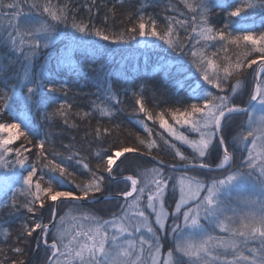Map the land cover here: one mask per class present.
Instances as JSON below:
<instances>
[{
	"label": "snow or ice",
	"instance_id": "obj_1",
	"mask_svg": "<svg viewBox=\"0 0 264 264\" xmlns=\"http://www.w3.org/2000/svg\"><path fill=\"white\" fill-rule=\"evenodd\" d=\"M104 7L97 26L98 0H0V209L23 217L15 237L0 223V264H33L26 259L33 248L44 254L37 264H264V26L242 22L264 12V0H169L163 21L141 7L119 29L115 0ZM213 7L226 14L221 27L210 23ZM68 28L79 35L61 53L55 42ZM84 37L186 55L198 74L187 99L133 93L134 123L146 135L131 143L120 138L114 117L121 100L107 79L87 110L68 99L56 103L55 94L70 91L57 78L82 71L76 53L105 47ZM41 105L46 126L82 130L80 148L75 135L62 152L54 134L36 138L33 109ZM93 144L91 166L81 149ZM133 159L140 163L124 175L121 166ZM112 183L124 188L109 195ZM107 201L118 210L106 218L96 205Z\"/></svg>",
	"mask_w": 264,
	"mask_h": 264
},
{
	"label": "trees",
	"instance_id": "obj_2",
	"mask_svg": "<svg viewBox=\"0 0 264 264\" xmlns=\"http://www.w3.org/2000/svg\"><path fill=\"white\" fill-rule=\"evenodd\" d=\"M133 1V0H132ZM136 4L130 3L131 0H124L123 5L120 4L119 0H115L116 3V25L115 29L122 27L120 21L123 20L124 24H128L127 14L134 13L137 9L143 7L144 12L147 15L155 16L157 19L163 21L164 15V5L169 2V0H149L146 4L141 0H134ZM151 1H155L154 5L156 7H151ZM86 0H78L79 4L85 3ZM100 3V9L98 15H93V22L97 26L103 25L104 15L106 8L104 4L107 3L108 7H111L114 0H98ZM219 2L225 3H234L235 0H209L211 5H215ZM86 9H81L80 17L86 18L87 16ZM226 14L220 8L213 7L210 14V23L215 27H221L222 22L226 19ZM243 23H246L250 26H253L259 29L261 26H264V12L257 10L251 12L244 20ZM108 24L112 25V20L108 21ZM62 36L55 42V47L60 49L61 53L64 51V46L66 44L72 43L71 37L73 35L78 36L79 34L74 33L72 29H63ZM84 40L98 42L99 44L105 45L103 49L99 52H96L94 49L89 47L87 51L81 48L77 53L76 57L79 61V64L82 68V71L73 75L71 72H68L67 75L62 78L58 77L57 79H62L64 83H67L69 86V96L64 97L62 94H55L57 97L56 103L63 102V100L68 99L74 104V107L79 106L80 108L87 110V105L90 104L92 100L96 99L95 93L98 92L97 84H103L104 79H107V86H111L113 91L118 95L121 100V103L117 105L116 116L114 117L115 121L121 124L124 132L121 134V139L125 143H131L134 140L136 134L146 135L143 130L139 127L138 124L134 123L135 114L133 112L134 107V98L133 93L138 92L141 88L145 90L146 97L150 100L153 96H159L163 99L174 101L177 99H187L189 88L188 85L193 83L196 78L195 69L189 62V59L186 55L181 53L171 52L167 49L166 46L163 47H146L144 46L143 41L139 44L135 41L129 44H113L110 41H98L95 37H84ZM159 43V42H158ZM114 51L109 57L108 53ZM110 60L112 64V71L109 69L105 70L103 64ZM153 64V69H149L153 75L151 76L146 71L136 72V67L143 63ZM157 63V64H156ZM44 64L43 60H39L35 69L38 72L41 66ZM168 64V65H166ZM51 65H49L50 67ZM18 67V66H17ZM93 68L99 69L102 75H98L97 72L93 71ZM107 71V72H105ZM177 82H180L181 86L177 87ZM242 100L244 105L247 104L248 95L245 92L242 95ZM56 103L51 105V108L56 107ZM45 105H41L39 110L33 109L35 116L33 118V123L36 126V138L42 137L45 132L54 134L51 138L54 140L55 148L57 151H64L62 148L63 144L72 143V136L77 137L76 146L80 148V136L83 134L81 131L66 129L64 126L59 123L53 124L51 127L46 126L42 120V111ZM51 110V109H49ZM12 118L5 114L3 116L4 121H9ZM243 120V117L239 118ZM107 123V120L104 121ZM93 124L96 123L94 119ZM151 126V122H149ZM131 133V136L128 134ZM20 143V142H18ZM115 144L112 145L115 148ZM95 144H93L92 149L82 148V154L86 157V160L90 163L91 166L95 164V157L90 155V152L95 149ZM108 147V145H105ZM35 151V149H34ZM190 151V150H189ZM31 155V154H29ZM166 160L171 159V155H164L163 157ZM30 162L31 159H30ZM140 163L139 160H128L124 165H122V173L124 175L131 174L132 170ZM74 171L77 172L79 176L82 172V169L79 166H74ZM197 171H190L189 173H197ZM216 175L222 173H215ZM5 170L0 169V183H4ZM86 175V174H85ZM195 175V174H193ZM202 178L208 179L206 175H203ZM123 183H112V187H109V193L112 194L120 191ZM14 187H18V184L13 183ZM103 214L107 218L111 214V210H118L114 207L115 201L100 202L97 204ZM44 220L47 221V216L44 217ZM7 222L8 226L12 232V237H15L21 227L23 217L16 215H10L7 209H0V223ZM3 239V228L0 227V240ZM169 242H166V247L169 246ZM6 250L9 255L11 253V245H6ZM27 256L26 259H30L33 254ZM42 251H39L37 256L33 258V264H37L42 260ZM2 256V254H0Z\"/></svg>",
	"mask_w": 264,
	"mask_h": 264
},
{
	"label": "bare ground",
	"instance_id": "obj_3",
	"mask_svg": "<svg viewBox=\"0 0 264 264\" xmlns=\"http://www.w3.org/2000/svg\"><path fill=\"white\" fill-rule=\"evenodd\" d=\"M141 1H144V0H141ZM149 0H146V1H144V4H146L147 2H148ZM133 2H134V4H136L135 3V1L133 0H131V2L130 3H132L133 4ZM151 7H156V5H154V3H155V1H151ZM163 11H164V9H163ZM252 24V23H251ZM250 24V25H251ZM114 51H112V52H110V53H108V57L113 53ZM41 61V60H40ZM110 60H108V62H107V64L106 63H104L103 64V68L105 69V70H107V69H109V71H112L111 69H112V64H110ZM36 65H37V63H36ZM153 64H149L148 62L147 63H143L142 65L140 64L139 66H137L136 68V72H141V71H146L147 73H149L151 76L153 75V73L149 70V69H153ZM149 68V69H148ZM105 72H107V71H105ZM12 74H14V72L12 73ZM8 116V115H7ZM120 178H119V176L117 177V180H119ZM3 186V184H1L0 183V187H2ZM109 187L111 188L112 187V185L110 184L109 185ZM115 193H117V192H115L114 191V193H112V194H109V195H115ZM96 208L98 209V210H101L100 209V207L98 206V205H96ZM45 222H47V221H45ZM39 253V251H37V250H35V248H34V250H33V254H32V257L30 258L31 260H33V258L35 257V256H37V254Z\"/></svg>",
	"mask_w": 264,
	"mask_h": 264
},
{
	"label": "rangeland",
	"instance_id": "obj_4",
	"mask_svg": "<svg viewBox=\"0 0 264 264\" xmlns=\"http://www.w3.org/2000/svg\"><path fill=\"white\" fill-rule=\"evenodd\" d=\"M156 64H157V63H156ZM166 65H168V64H166ZM121 167H122V166H121ZM121 172H123L122 169H121ZM189 174H190V175H193V174H196V173H193V174H192V173H189ZM127 175H128V174H127ZM211 175H213V176H217V175L214 174V173H212ZM219 175H223V174H219ZM207 177H208V176H207ZM201 178H202V177H201ZM208 178H209V177H208ZM202 179H206V178H202ZM120 186H121L120 189L122 190V189L124 188V184H122V185H120ZM172 203H173L172 200L169 198V200H168V204H169V205H172ZM47 219H48V217H47ZM168 242L170 243V241H168ZM164 248H165V249L167 248V247H166V243H164ZM43 255H44V254H42V257H43Z\"/></svg>",
	"mask_w": 264,
	"mask_h": 264
},
{
	"label": "water",
	"instance_id": "obj_5",
	"mask_svg": "<svg viewBox=\"0 0 264 264\" xmlns=\"http://www.w3.org/2000/svg\"><path fill=\"white\" fill-rule=\"evenodd\" d=\"M121 159H124L123 157Z\"/></svg>",
	"mask_w": 264,
	"mask_h": 264
}]
</instances>
